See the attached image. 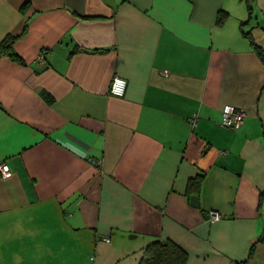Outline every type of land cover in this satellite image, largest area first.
<instances>
[{"label": "crops", "instance_id": "0c3cea01", "mask_svg": "<svg viewBox=\"0 0 264 264\" xmlns=\"http://www.w3.org/2000/svg\"><path fill=\"white\" fill-rule=\"evenodd\" d=\"M7 37L0 264H264V0H0Z\"/></svg>", "mask_w": 264, "mask_h": 264}, {"label": "trees", "instance_id": "16d2710c", "mask_svg": "<svg viewBox=\"0 0 264 264\" xmlns=\"http://www.w3.org/2000/svg\"><path fill=\"white\" fill-rule=\"evenodd\" d=\"M248 8L250 9V0H245ZM223 13L219 12L217 21L221 22L223 19ZM12 38V37H11ZM7 37L2 43L1 48H4L10 57L14 58V53L12 52V39ZM258 54L264 62V54L257 49ZM200 174L189 180L188 188H193V191H197L200 183ZM189 188V189H190ZM187 254L181 249L177 244L170 240L154 241L148 244L144 250L143 254L138 262V264H186Z\"/></svg>", "mask_w": 264, "mask_h": 264}, {"label": "built area", "instance_id": "2783aa9c", "mask_svg": "<svg viewBox=\"0 0 264 264\" xmlns=\"http://www.w3.org/2000/svg\"><path fill=\"white\" fill-rule=\"evenodd\" d=\"M39 64H42V57L39 56L37 58ZM126 86V81L123 78L115 76L110 84V92L115 95H122ZM245 113L242 109L232 106L230 104L224 105L221 109V123L223 126L229 128H236L242 122ZM195 118L192 119L194 121ZM12 172L9 166L1 161L0 162V177L7 178L11 176ZM210 221H214L215 219L219 218V215L215 212H210L208 216ZM108 241L107 238H104Z\"/></svg>", "mask_w": 264, "mask_h": 264}, {"label": "water", "instance_id": "95a60500", "mask_svg": "<svg viewBox=\"0 0 264 264\" xmlns=\"http://www.w3.org/2000/svg\"><path fill=\"white\" fill-rule=\"evenodd\" d=\"M190 201H191V204L192 205H195L196 204V197L195 196H192L191 198H190ZM209 216V215H208Z\"/></svg>", "mask_w": 264, "mask_h": 264}]
</instances>
